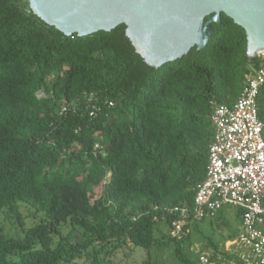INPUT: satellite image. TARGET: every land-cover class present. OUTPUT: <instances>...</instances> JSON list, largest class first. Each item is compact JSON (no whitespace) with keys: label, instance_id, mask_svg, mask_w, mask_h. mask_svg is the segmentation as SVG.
Returning a JSON list of instances; mask_svg holds the SVG:
<instances>
[{"label":"trees","instance_id":"16d2710c","mask_svg":"<svg viewBox=\"0 0 264 264\" xmlns=\"http://www.w3.org/2000/svg\"><path fill=\"white\" fill-rule=\"evenodd\" d=\"M211 28L202 50L155 69L124 25L66 37L28 0H0V212L22 234L0 229V264H112L128 246L146 252L141 264H199L198 251L230 258L223 245L237 231L222 209L189 216L177 236L179 215L166 212L192 210L214 136L210 115L232 106L256 65L240 27L221 14ZM256 105L264 140V89ZM21 205L41 219L26 228Z\"/></svg>","mask_w":264,"mask_h":264},{"label":"water","instance_id":"95a60500","mask_svg":"<svg viewBox=\"0 0 264 264\" xmlns=\"http://www.w3.org/2000/svg\"><path fill=\"white\" fill-rule=\"evenodd\" d=\"M32 14L66 37L108 33L124 25L136 54L158 69L202 50L220 15L246 36V56L264 49V0H28Z\"/></svg>","mask_w":264,"mask_h":264},{"label":"built area","instance_id":"2783aa9c","mask_svg":"<svg viewBox=\"0 0 264 264\" xmlns=\"http://www.w3.org/2000/svg\"><path fill=\"white\" fill-rule=\"evenodd\" d=\"M254 60L256 65L248 66L236 101L231 107L216 106L210 115L214 136L192 210L186 204L166 210L179 215L171 223L172 236L180 234L189 216H213L223 207L241 210L239 232L223 245L230 258L198 251L199 264H264V140L256 105L264 89V49L256 52Z\"/></svg>","mask_w":264,"mask_h":264},{"label":"rangeland","instance_id":"374dc122","mask_svg":"<svg viewBox=\"0 0 264 264\" xmlns=\"http://www.w3.org/2000/svg\"><path fill=\"white\" fill-rule=\"evenodd\" d=\"M222 211L225 220L228 221L232 229L238 233L240 230L239 223H237L234 218L236 210L230 207H223ZM19 212L21 213L26 228L33 226L41 219V215H33V211L24 205L20 206ZM0 229L6 237L22 236L19 225L16 223L14 216L7 209L0 212ZM67 232L68 230L66 228L62 230L63 235H66ZM195 249L198 251V249H200V245H196ZM150 256L151 260H154L155 258H158V260L162 259L159 253H157L154 249L151 250ZM145 259L146 252L143 249L132 248L131 246L117 250L109 258L112 264H141Z\"/></svg>","mask_w":264,"mask_h":264}]
</instances>
